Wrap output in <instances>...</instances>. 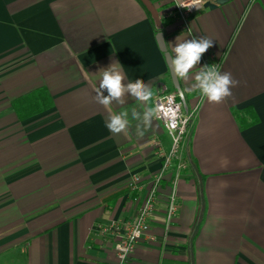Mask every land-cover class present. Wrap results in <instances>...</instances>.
Here are the masks:
<instances>
[{
    "label": "crops",
    "instance_id": "0c3cea01",
    "mask_svg": "<svg viewBox=\"0 0 264 264\" xmlns=\"http://www.w3.org/2000/svg\"><path fill=\"white\" fill-rule=\"evenodd\" d=\"M151 1L170 53L178 36L216 42L179 80L184 111L196 116L178 214L166 225L169 174L126 264H264V0L204 7L188 29L165 16L175 0ZM157 36L139 0H0V264H118L95 228L135 215L131 175L157 172L151 139H169L155 115L136 136L131 110L145 105L131 97L111 105L130 120L128 135H114L95 88L100 69L119 62L125 83L150 87L155 113L160 83L178 92ZM210 61L240 81L220 104L193 88Z\"/></svg>",
    "mask_w": 264,
    "mask_h": 264
},
{
    "label": "built area",
    "instance_id": "2783aa9c",
    "mask_svg": "<svg viewBox=\"0 0 264 264\" xmlns=\"http://www.w3.org/2000/svg\"><path fill=\"white\" fill-rule=\"evenodd\" d=\"M184 2L191 3V0H184ZM177 5L178 0H175V10L166 13L165 16L178 17L186 29L189 28L190 15L204 8V4L197 5L198 9L191 10ZM205 65H214L218 70L220 67L217 61L206 62ZM155 102V117L163 122L169 139V144H166L159 135H154L151 139V145L156 155L161 158L162 165L157 172L147 178L138 173L131 175L129 186L137 193L135 197L137 210L133 217L113 219L107 223L98 224L95 228L99 235L113 242L118 264H126L131 259L138 242L149 234L163 183L169 174L173 176L167 194L166 225L174 220L179 211L178 181L181 172L190 166V160L185 156L184 149L191 137L195 111L186 113L179 93L164 82L157 88Z\"/></svg>",
    "mask_w": 264,
    "mask_h": 264
},
{
    "label": "clouds",
    "instance_id": "9594fccd",
    "mask_svg": "<svg viewBox=\"0 0 264 264\" xmlns=\"http://www.w3.org/2000/svg\"><path fill=\"white\" fill-rule=\"evenodd\" d=\"M208 0H191V3H185L184 0H178V7L186 9H198L197 5L206 4ZM213 39L207 37L191 38L180 40L172 45V52L167 51V42L163 43V50L168 57V66L175 77L187 81L189 73L200 64L202 56L214 46ZM161 45V43H160ZM119 62L113 61L107 68L100 69L99 86L95 88V101L108 109L107 127L114 134H129L130 120L127 110L119 113L112 112L113 103L124 105L125 97H131L140 104L145 105L142 111L132 108L131 117L137 123L135 125V134L138 138L143 137L145 132L152 127L154 111L147 107L152 99L153 93L148 85L141 79L135 82H127L123 72L118 67ZM194 89L199 90L201 95L211 104L223 103L232 96V88L238 87L240 81L233 78L230 72H221L214 65H204L200 71L195 74ZM105 91L107 95H105Z\"/></svg>",
    "mask_w": 264,
    "mask_h": 264
},
{
    "label": "water",
    "instance_id": "95a60500",
    "mask_svg": "<svg viewBox=\"0 0 264 264\" xmlns=\"http://www.w3.org/2000/svg\"><path fill=\"white\" fill-rule=\"evenodd\" d=\"M140 1L143 3V5L149 11V13H150V15H151V17H152V19L154 21L155 27L158 30V36H157L158 42H159V45L161 43L160 48L164 52V50H163V43L162 42H165V37H164V33H163V22L161 20V15H160L158 9L156 8V6L153 4V2L151 0H140ZM224 2H225V0H208V2L206 4H204V7L210 8V9H214L219 4H222ZM167 51H168V49H167ZM168 53H170V52L168 51ZM166 59H167V63H168V57H167V55H166ZM170 72H171V75H172V78H173L175 87L178 90L181 99L183 100L184 99V97H183V91L181 89L179 80L172 73L171 69H170Z\"/></svg>",
    "mask_w": 264,
    "mask_h": 264
},
{
    "label": "trees",
    "instance_id": "16d2710c",
    "mask_svg": "<svg viewBox=\"0 0 264 264\" xmlns=\"http://www.w3.org/2000/svg\"><path fill=\"white\" fill-rule=\"evenodd\" d=\"M139 1H140V0H139ZM147 11H148V10H147ZM148 14H149V17H150L151 21H152L153 24H154V21H153L151 15H150L149 11H148ZM49 106H50V101H49V102H46L44 107H45V108H48Z\"/></svg>",
    "mask_w": 264,
    "mask_h": 264
}]
</instances>
